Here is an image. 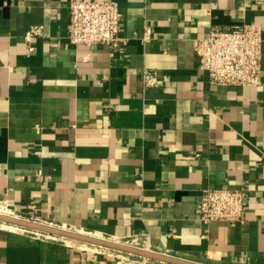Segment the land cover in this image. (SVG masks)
I'll return each instance as SVG.
<instances>
[{"label":"crops","instance_id":"0c3cea01","mask_svg":"<svg viewBox=\"0 0 264 264\" xmlns=\"http://www.w3.org/2000/svg\"><path fill=\"white\" fill-rule=\"evenodd\" d=\"M70 1L0 0L4 208L201 264H264V0H87L118 4L124 52L72 44ZM239 23L263 27L262 84L212 85L194 42ZM221 188L245 194L243 223L197 217ZM14 232L0 226V264H163Z\"/></svg>","mask_w":264,"mask_h":264},{"label":"built area","instance_id":"2783aa9c","mask_svg":"<svg viewBox=\"0 0 264 264\" xmlns=\"http://www.w3.org/2000/svg\"><path fill=\"white\" fill-rule=\"evenodd\" d=\"M69 9L68 39L72 44L106 45L124 52L126 41L121 38L122 17L116 2L71 0ZM40 34L41 27H33L25 37L30 41ZM151 34V28L146 27L142 39L146 41ZM262 43V26L239 23L228 28L211 27L206 37L195 40L194 50L200 70L208 74L212 85L256 87L262 84ZM142 80L145 87L159 84L156 72L149 69L143 70ZM196 212L205 224L224 221L236 226L244 222L245 194L230 188L206 189Z\"/></svg>","mask_w":264,"mask_h":264},{"label":"water","instance_id":"95a60500","mask_svg":"<svg viewBox=\"0 0 264 264\" xmlns=\"http://www.w3.org/2000/svg\"><path fill=\"white\" fill-rule=\"evenodd\" d=\"M0 222L15 225L18 227L25 228L27 230L40 232L44 234H48L51 236L69 239L72 241H77L101 248H106L110 250H114L120 253L129 254L133 256H137L140 258H144L147 260H151L154 262H159L163 264H201L194 261H190L187 259L174 257L165 255L162 253L150 251L144 248L135 247L132 245L124 244V243H118L115 241L86 235L83 233L71 231L65 228L56 227L53 225L41 223L35 220L22 218L19 216H13V215H5L0 213Z\"/></svg>","mask_w":264,"mask_h":264},{"label":"rangeland","instance_id":"374dc122","mask_svg":"<svg viewBox=\"0 0 264 264\" xmlns=\"http://www.w3.org/2000/svg\"><path fill=\"white\" fill-rule=\"evenodd\" d=\"M0 206H1V209H2V211H5L6 213H8L9 215H13V216H17V215H15V213H13L12 211V213L10 212V211H8V210H6L3 206H2V204H0ZM2 224V222H0V225ZM28 232H25L26 234H30V235H33L34 237H39V238H41V239H52V238H55V236H50L49 238H47L45 235L46 234H44V233H40L39 235H36V234H31V230H27ZM34 232V231H33ZM36 233V232H35ZM58 239H61V238H58ZM62 241H63V239H62ZM68 242H72V241H68ZM137 244L138 243H136V244H134L133 246H136L137 247ZM82 245V244H81ZM88 245V244H87ZM88 247H89V245H88ZM90 247H92V246H90ZM117 254H119V255H122V256H124L126 259H127V261H128V263H132V262H144V258H140V257H137V256H133V255H129V254H124V253H120V252H116ZM148 261V263L150 262V263H155L154 261H151V260H146V262Z\"/></svg>","mask_w":264,"mask_h":264},{"label":"bare ground","instance_id":"6f19581e","mask_svg":"<svg viewBox=\"0 0 264 264\" xmlns=\"http://www.w3.org/2000/svg\"><path fill=\"white\" fill-rule=\"evenodd\" d=\"M0 213L1 214H5V215H9L8 213H6L5 211H2V209H1V206H0ZM0 226H2V227H4V228H6V229H8V230H11V231H15V232H26L27 231V229H25V228H22V227H18V226H15V225H10V224H6V223H2ZM14 232V233H15ZM21 234V233H20ZM37 234L39 235L40 234V232H37ZM47 238H49L51 235H48V234H46L45 235ZM52 237V236H51ZM65 241H72V240H69V239H65ZM69 243H71V242H69ZM82 245H84L85 247H88V245L87 244H82Z\"/></svg>","mask_w":264,"mask_h":264}]
</instances>
